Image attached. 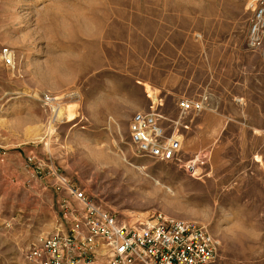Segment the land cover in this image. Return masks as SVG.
<instances>
[{
	"label": "rangeland",
	"instance_id": "374dc122",
	"mask_svg": "<svg viewBox=\"0 0 264 264\" xmlns=\"http://www.w3.org/2000/svg\"><path fill=\"white\" fill-rule=\"evenodd\" d=\"M260 3L0 0V264H31L57 231L59 176L122 224L162 213L206 226L212 264H264ZM184 100L204 109L182 111ZM152 107L182 138L173 162L130 142L132 116Z\"/></svg>",
	"mask_w": 264,
	"mask_h": 264
},
{
	"label": "built area",
	"instance_id": "2783aa9c",
	"mask_svg": "<svg viewBox=\"0 0 264 264\" xmlns=\"http://www.w3.org/2000/svg\"><path fill=\"white\" fill-rule=\"evenodd\" d=\"M256 16L251 29V45L262 43L264 7L254 6ZM1 59L14 66L15 53L5 47ZM182 111H202V102L184 100ZM163 116L153 107L132 116L130 142L141 157L156 162H173L182 151V138L176 130L163 124ZM198 158L188 163L195 170ZM196 162V163H194ZM58 174V173H57ZM59 183L66 187L61 203L57 231L31 248L27 258L31 264H212L217 257V242L206 226L192 221L169 218L162 213L141 224L120 223L111 213L89 199L85 192L71 187L65 177ZM73 198L84 207L74 210L66 201Z\"/></svg>",
	"mask_w": 264,
	"mask_h": 264
},
{
	"label": "bare ground",
	"instance_id": "6f19581e",
	"mask_svg": "<svg viewBox=\"0 0 264 264\" xmlns=\"http://www.w3.org/2000/svg\"><path fill=\"white\" fill-rule=\"evenodd\" d=\"M147 89H149V87H147ZM196 158H198V157H195V159H196ZM194 163H196V162H194ZM185 166H186V164H185ZM141 170H145V168H143V169L141 168Z\"/></svg>",
	"mask_w": 264,
	"mask_h": 264
}]
</instances>
